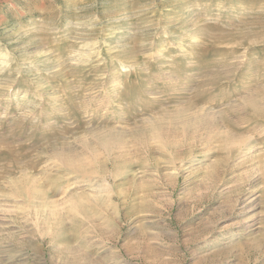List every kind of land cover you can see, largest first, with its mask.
I'll return each mask as SVG.
<instances>
[{
	"label": "rangeland",
	"instance_id": "rangeland-1",
	"mask_svg": "<svg viewBox=\"0 0 264 264\" xmlns=\"http://www.w3.org/2000/svg\"><path fill=\"white\" fill-rule=\"evenodd\" d=\"M0 264H264V0H0Z\"/></svg>",
	"mask_w": 264,
	"mask_h": 264
},
{
	"label": "bare ground",
	"instance_id": "bare-ground-1",
	"mask_svg": "<svg viewBox=\"0 0 264 264\" xmlns=\"http://www.w3.org/2000/svg\"><path fill=\"white\" fill-rule=\"evenodd\" d=\"M68 157V163L67 164H69V166L72 168V166H73V164H76V162H77V160L74 158V157H72V156H70V155H67L66 156V158ZM113 166V165H112ZM106 167H109V164L108 165H106ZM78 175V174H77Z\"/></svg>",
	"mask_w": 264,
	"mask_h": 264
}]
</instances>
